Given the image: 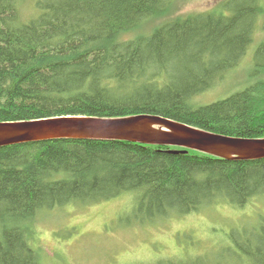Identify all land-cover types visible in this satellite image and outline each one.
Instances as JSON below:
<instances>
[{
  "label": "trees",
  "instance_id": "obj_1",
  "mask_svg": "<svg viewBox=\"0 0 264 264\" xmlns=\"http://www.w3.org/2000/svg\"><path fill=\"white\" fill-rule=\"evenodd\" d=\"M177 2L0 0V122L156 115L228 137L264 138V41L254 45L264 0H222L185 15ZM250 54L247 81L201 102L230 90L227 80L244 73ZM126 195L130 221L140 225L211 206L243 210L264 196V158L125 141L0 147V264H47L36 244L42 217ZM259 217L225 235L217 255L133 264H264Z\"/></svg>",
  "mask_w": 264,
  "mask_h": 264
},
{
  "label": "rangeland",
  "instance_id": "obj_2",
  "mask_svg": "<svg viewBox=\"0 0 264 264\" xmlns=\"http://www.w3.org/2000/svg\"><path fill=\"white\" fill-rule=\"evenodd\" d=\"M222 0H178V14L206 12ZM259 34L254 37L257 47L264 41V17L259 19ZM250 47L253 52V45ZM253 48V49H252ZM250 52V53H251ZM251 54L241 66L244 73H236L227 80V89L204 94L201 102L223 98L240 81L251 76ZM247 63V64H246ZM224 92V93H223ZM225 97V96H224ZM80 207L70 206L42 217L37 223L36 244L47 264H133L154 262L160 257L176 256L184 252L217 255L225 245V235L243 225H255L264 216V196L251 201L243 210L229 206H211L183 218H171L153 225L130 221L129 196ZM159 260V259H158Z\"/></svg>",
  "mask_w": 264,
  "mask_h": 264
},
{
  "label": "water",
  "instance_id": "obj_3",
  "mask_svg": "<svg viewBox=\"0 0 264 264\" xmlns=\"http://www.w3.org/2000/svg\"><path fill=\"white\" fill-rule=\"evenodd\" d=\"M56 139L125 141L168 146L224 159L264 158V138L228 137L156 115L123 118L60 116L0 122V147Z\"/></svg>",
  "mask_w": 264,
  "mask_h": 264
}]
</instances>
